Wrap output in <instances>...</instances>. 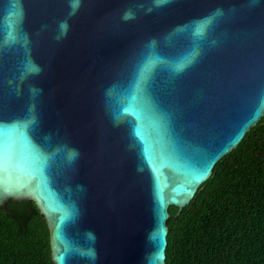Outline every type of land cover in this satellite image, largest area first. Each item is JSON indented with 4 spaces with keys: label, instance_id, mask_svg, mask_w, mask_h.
Here are the masks:
<instances>
[{
    "label": "water",
    "instance_id": "obj_1",
    "mask_svg": "<svg viewBox=\"0 0 264 264\" xmlns=\"http://www.w3.org/2000/svg\"><path fill=\"white\" fill-rule=\"evenodd\" d=\"M264 116V0H0V207L53 264H165L181 212Z\"/></svg>",
    "mask_w": 264,
    "mask_h": 264
},
{
    "label": "trees",
    "instance_id": "obj_2",
    "mask_svg": "<svg viewBox=\"0 0 264 264\" xmlns=\"http://www.w3.org/2000/svg\"><path fill=\"white\" fill-rule=\"evenodd\" d=\"M167 213L165 264H264V116L181 212L169 206ZM0 264H53L32 201L0 207Z\"/></svg>",
    "mask_w": 264,
    "mask_h": 264
}]
</instances>
